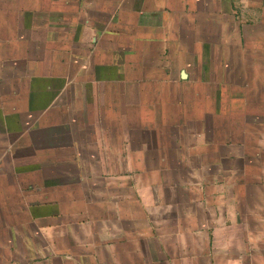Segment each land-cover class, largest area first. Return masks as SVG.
<instances>
[{"label": "crops", "instance_id": "1", "mask_svg": "<svg viewBox=\"0 0 264 264\" xmlns=\"http://www.w3.org/2000/svg\"><path fill=\"white\" fill-rule=\"evenodd\" d=\"M263 175L264 0H0V264H264Z\"/></svg>", "mask_w": 264, "mask_h": 264}, {"label": "rangeland", "instance_id": "2", "mask_svg": "<svg viewBox=\"0 0 264 264\" xmlns=\"http://www.w3.org/2000/svg\"><path fill=\"white\" fill-rule=\"evenodd\" d=\"M263 178H264V175L262 176ZM244 178H245V181H247V182H252L253 180L252 179H255L254 178V176H252V175H250V176H244ZM247 179V180H246ZM264 180V179H263ZM264 182V181H263Z\"/></svg>", "mask_w": 264, "mask_h": 264}]
</instances>
